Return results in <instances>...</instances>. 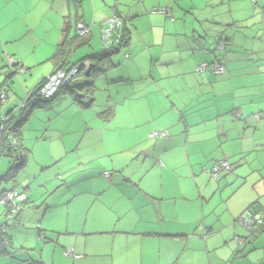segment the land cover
Wrapping results in <instances>:
<instances>
[{
    "label": "rangeland",
    "instance_id": "obj_1",
    "mask_svg": "<svg viewBox=\"0 0 264 264\" xmlns=\"http://www.w3.org/2000/svg\"><path fill=\"white\" fill-rule=\"evenodd\" d=\"M75 1L80 3V8L75 9V5L66 0H50V13L45 9L48 19L46 17L41 21L35 13L14 23L18 26L15 33L19 35V40L14 43L15 53L17 51L19 56L14 54V59L23 67L31 68L28 71L25 68L17 71L12 82L7 88L4 87L9 89L14 98L0 105V115L5 114L9 106H21L28 94L46 76L47 69L51 68L49 63L40 62L39 59L46 58L50 51L47 44L52 38L53 18L58 11L71 20L76 14L91 27L89 46L77 49L71 57L72 63L103 48L99 26L111 16L109 14L114 9L125 20L130 36L129 46L120 48L118 53L110 56L113 67L95 79L89 94L93 102L89 107L81 108L69 93H61L47 107L32 111L21 130L26 149L29 150V161L13 180L6 181L5 176L14 160L9 156L0 157V195L14 187L21 190L18 183L24 172H41L34 163V160H39L45 167L40 174L47 183L37 192L45 193L43 200L49 207L45 220L47 227L42 228L47 236L37 224L40 219V224L43 221V206L33 210L35 215L27 219L19 217L20 225L10 222L5 227L3 241L10 238L11 244H4L7 253L0 254V264H29L31 261L44 264H220L216 257L224 255V252L229 255L233 251L232 260L224 264H264V233L256 234L255 238L250 235L247 244L237 245L244 249L243 254L231 245L234 239V219L247 209L253 211L252 207H245L254 198L264 195V111L260 113L262 120L259 128L253 126L257 131H253L254 135L251 132L248 146H243V153L228 161L220 160L229 163L232 171L225 176L222 174L217 180L202 170L210 169L215 163L210 166L212 162H197L196 157L178 148L162 159L167 171L151 170L146 174L145 170H137L136 162L125 163L121 154L103 156L105 147L101 136L105 141L118 140L113 132L115 128L124 131L121 139L124 143L135 140L137 132L150 126L154 129L147 137L154 131L166 132L167 136L176 131L179 141L183 140L185 146V129L178 121L179 114L176 112L175 115L172 105L181 107L190 77H178L180 85L172 77H167L172 71H181L183 59L177 52V42L181 37L189 38L192 28H202L201 33L218 35L219 26L211 24L221 22V19L229 15L231 0L228 5L218 3L210 9L200 0H180V3L179 0ZM237 3L239 14L247 17L244 21L246 25L244 28H235V25L228 27L230 32L226 28L224 30L234 37L238 36L234 44L240 50L239 58L234 55L232 57L237 63H242L240 59H245L246 54L250 57L256 52L255 41L259 49L264 47V41H260L254 33L264 36L258 24L262 23L263 16L260 1L256 6L249 0ZM164 10L170 16L160 13ZM256 12L260 15L257 16ZM211 17L215 22H211ZM216 41L211 47L213 54L219 52L216 51ZM126 54L129 55L127 60L124 58ZM13 70L8 62L6 68L0 71V83L4 74ZM157 80L160 81L161 90L156 84ZM257 92L264 96V86L259 87ZM188 94V98L191 97L192 91ZM106 108L114 109L116 115L114 121L109 123L108 130L104 134L100 131L85 132L87 126H103L95 116ZM233 143L236 148L241 144L239 140ZM55 156L62 158L54 161ZM122 169L125 178L138 179L143 175V185L157 199H162L161 203L152 201L153 206L149 205L152 211L147 214L132 207L142 219L140 222L136 219L115 221L117 208L126 209L117 205L118 193L124 196L120 201H127L133 195L125 186L127 183H122L119 192L102 195L96 192L105 187L103 181L108 179L102 176L105 171L118 174ZM238 209L243 210L232 218L231 210ZM2 212L4 208L0 206V226L4 221ZM53 219H57V222H53ZM155 226H163L172 231L180 226L191 236L146 237L128 232L138 231L142 227H150L154 231ZM236 226L244 234L240 239L245 243L244 238L249 233L239 225ZM206 231L207 235H204ZM57 234H60L58 238ZM234 242L237 244L236 240ZM67 251H75L77 254H74H79L80 259L66 256Z\"/></svg>",
    "mask_w": 264,
    "mask_h": 264
},
{
    "label": "crops",
    "instance_id": "obj_2",
    "mask_svg": "<svg viewBox=\"0 0 264 264\" xmlns=\"http://www.w3.org/2000/svg\"><path fill=\"white\" fill-rule=\"evenodd\" d=\"M200 1L207 4V7H209V9L214 8L218 3L222 5H228V3L230 2V0ZM238 1L244 0H231L232 4L230 6L229 15L221 19V22H215L214 18L211 17L213 18L211 22H215L211 25L215 27L216 25H218L220 28L218 35L213 36V34L211 33H201L202 28H192L191 33L189 34V38L181 37V40H178L177 42L179 43L177 47V52L179 53V57L183 59L180 66L181 71H179V73L177 71H172V74L168 73L167 77H172L174 82L177 84H179L178 77L182 75L185 77H190L189 83L185 86V100H182L181 107L178 108L175 105H172V107L175 109V115L177 116V113L179 114V116H177L178 121L183 125V128L185 129V146L183 147V140L179 141V135L176 131H172V134L168 136L165 132V137H150V135L155 132L154 131L153 133L148 135L149 137H147V134L154 129V127L147 126L141 131L137 132L135 140L124 143L121 140L122 133H124V131H122L121 128H115L113 132L118 140L105 141L101 136V140L105 147L103 156H106V154H108L109 156L113 157L116 154H121L125 163L131 161L136 162L138 164L137 170H145L144 174H146L151 170H155L158 172L167 171L168 169L165 168V165L162 163V159H165V156L169 155L176 148L181 149L182 151L185 150V153H187L188 155L196 157L197 162H212L210 166L220 160L226 159L228 161L229 159H232V157H235L236 155L238 156L239 154L243 153V146L244 148L248 146L247 141H249V139L251 138V132L257 131L253 126L259 128L260 122L262 120V116L260 115V113L261 111H264V96H260L257 92L259 87L264 86V47H261L259 49L257 42L255 41L254 48L256 49V52L254 51L252 56L249 57L246 54L245 59H240L242 63H237L236 61H234L232 55L239 58L238 54H240V50H237V47L234 44L235 39L238 36L235 35L234 37L233 34L227 33L230 32L227 29L228 27H234V25L236 26L235 28H237L238 26H242V28H244L243 26L246 25L244 21L247 18H245L244 15L239 14V3H237ZM259 1L262 6L263 21L262 23L258 24L261 25V30H263L264 32V0H258L257 3H259ZM49 3L50 0H0V71L6 68L9 62L7 61V59H14V54L16 56H19L17 54V51L15 53L14 50V43L19 40V35L15 33V28H17L18 26L14 25V23L19 20L25 19L28 15H35V13L38 18L43 21L47 17L48 13H50L51 11V6L48 5ZM178 3H180V0L178 1ZM45 9L48 13L45 12ZM60 14L61 13L58 11L57 14H55V17L53 18L54 25L52 24V26L54 28V32L52 33V38L50 39V42L47 44V47L50 48V51L48 52L46 58L44 57V59H39L40 62L49 63L51 65V68L47 69L46 76L40 82L46 79L54 70L53 65L48 62V60L52 56L56 49V46L60 43L62 39L61 31L64 26L65 17ZM255 14L257 16L260 15V13L257 12ZM80 18L81 22L85 24L82 17ZM27 28L28 26L26 27V29ZM224 28H226L227 32H225ZM254 33L255 36L260 39V41H264L263 35L257 32ZM225 38H230L232 42L230 39L225 40ZM216 39L219 40L216 41ZM215 41L223 42L224 46L222 50H218L216 48V51L219 52L213 54V50L211 47L213 46ZM127 59L125 58V60ZM214 61H219L224 66L225 72L223 75L220 76L215 75L213 73H209L210 70H207L206 73H199L196 71V67L198 65L202 63L211 64ZM20 66H23V64ZM23 68H25V71H28L31 67L28 66V68ZM5 75L6 74H4V79L1 81L0 85H2L4 81H6ZM151 79L155 82V79L153 77H151ZM11 82L12 81H10L9 83ZM156 82L158 88L161 90V85L159 83L160 81L157 80ZM9 83H7V85ZM201 88L206 89L202 90ZM178 90L180 91V87L178 88ZM189 91H192V96L188 98ZM85 100L86 99H84V102ZM11 109L13 108L9 106L6 110V113L9 112ZM107 109L108 108H106L105 110ZM111 110L112 116L107 121L99 119L97 118V116H95L99 121L103 123V126L92 128H89L87 126L85 132L95 133L97 131H100L102 134H104L105 130L110 126L109 123H112L116 118L115 110ZM256 117H258V119H256ZM254 134L255 133L253 132V135ZM148 139L156 140L148 141ZM234 140H239L241 142L238 148L234 146ZM22 146L25 151H27V159L24 166L17 172V175L27 166V163L29 161V150L26 149L27 145L26 142L24 143L23 135ZM52 158L53 154L51 156V160ZM61 158L62 156H55L54 161L59 160ZM34 163L36 164V167L38 169L40 168L41 172L38 173V171H36L34 172V174H31L30 172H24V176L20 179L18 183L19 187H21V190H17L16 187L12 189H16L19 194L24 196L23 201L25 202L23 206H21L22 208L20 207V218L27 219L30 215L34 214L33 210H37L41 206L45 207V211L43 212V221L40 224V219L37 223L42 229L47 227L45 220L49 211V207H47L48 205L46 204V202L44 203L43 200V195L45 193L37 192V190L43 188V186L46 185L47 182L43 180L42 174H40L42 173L45 167L41 165L39 160H34ZM195 164L196 163H194V165ZM201 167L200 171H202ZM227 174H224V176ZM123 176H126L123 173V169L118 174L117 172L113 171L108 179L105 178L107 181H103L105 187L96 192H99V194L101 195L106 194L107 192H119L118 189L122 188V183H127V185L125 186L128 187L131 192H133V195H131V197H129L127 201H120L124 198V196L118 193L119 197L117 205H119L120 207H125L126 209L117 208V210L115 211L116 218L114 217V215L113 217L115 218V221L119 222L123 219H128L129 221L136 219L140 222L142 219L138 217L137 212L134 211L132 207L143 214H147L152 211L149 208V205L153 206L152 201H157L161 203L162 199H157V197H155V195H153V193L150 192L143 185L141 181L143 175L138 177V179L132 177L125 178ZM33 184L34 187H32ZM3 192H1V194ZM262 197H264V195L256 197L257 199L254 198L245 208L252 207L253 213L263 216L264 199L260 200V198ZM254 200H256V202ZM241 210L243 209H240V211L239 209L238 211L231 210L232 218H235V216L239 212H241ZM260 212L262 214H260ZM3 213L4 212H2V216ZM53 222H57V219H53ZM236 227L237 226L234 221L232 233L234 239H231V245H234L235 250H238L239 252H241V254H243L244 249L239 248L237 246L239 244H236L234 241L235 238H241L244 234L239 232ZM42 232L46 233L47 236V232L44 229H42ZM128 232L129 234H143L146 237L189 238L191 236L190 233L186 232L180 226H176L173 231L165 229L163 228V226H155L154 231L153 229H150V227H142L138 231L130 230ZM260 233L262 234L264 233V231L258 230L257 232H254L252 234L250 233L249 235L245 234L247 235V237L244 238L245 243L243 242L242 245L244 246L249 242L250 235H253L251 236V238H255L257 236L256 234L259 235ZM204 235H207V231L204 232ZM56 236L58 238L60 234H57ZM8 239L11 241L10 238ZM58 241L59 239H57V242ZM229 250L232 251V248H230ZM233 254L234 251L229 255H227V252H224V255L216 257V259L219 261L220 264L229 263L232 260ZM78 256L80 255L78 254ZM91 257L93 256H89V258ZM237 257L238 256H236L234 260ZM70 258L76 259L74 257ZM77 259L79 260L80 258ZM31 262L36 263L35 261ZM31 262L29 264H31ZM91 262L93 261L91 260Z\"/></svg>",
    "mask_w": 264,
    "mask_h": 264
},
{
    "label": "trees",
    "instance_id": "obj_3",
    "mask_svg": "<svg viewBox=\"0 0 264 264\" xmlns=\"http://www.w3.org/2000/svg\"><path fill=\"white\" fill-rule=\"evenodd\" d=\"M66 2L75 5V9L80 8V3L76 2L75 0H66ZM160 13L170 16V13L166 10L161 11ZM110 15L116 16L117 18L121 19L124 22L121 29L122 38L121 40H119V44H118L119 46H117V48L110 47L109 49H104L103 46V48L97 53H93L88 57L79 60L77 63H71V57L77 49H80L84 46H89L91 36L90 34L86 36H79L74 23L72 22L69 16H66L64 18V26L61 31L62 39L60 43L56 46L54 53L48 60V62H50L54 67L52 73L58 71L68 72L75 66H79L84 62H89L91 64V67L88 71V75H86L85 68L83 66L80 67L74 79L68 85L60 87L58 91L48 100L42 99L38 95L39 87L45 80L44 79L35 88H33V90L25 98V101L22 102L21 106L15 107L11 109L9 112L0 115V124L2 122L1 118L2 117L5 118V124H4L5 129L3 131H0V157L9 156L14 160L13 166L6 173L5 176L6 181L13 180L19 169H21L26 162L27 151H25V149L22 146L21 130L25 122L28 120L32 111L37 108L47 107V105H50L61 93H69L73 101L81 108L89 107L91 102H93V99L89 97V94H91V90L93 88L95 79L101 75H104L110 67H113V65L110 62V56L118 53L120 48L128 47L130 42V36H129V32L125 27L124 18L120 15V13H118V11H116V9H114ZM74 18L76 19L77 22H81V18H79L76 14L74 15ZM108 18L109 17H107L106 19ZM103 22H101L100 24H102ZM88 27L91 28L90 26ZM221 43L224 45L223 42ZM13 69H14L13 72L5 73L6 81H4L2 85H0V88L6 87L7 83L13 80V77L15 76L17 71L23 69V66H17V67L15 66L13 67ZM84 99H86L85 102ZM96 116L99 119L107 121L112 116V110L111 108H108L107 110L97 114ZM9 136L15 139L16 141L15 146L11 145L10 141L7 138ZM24 202L25 201L21 202L19 205L18 219H19V214L21 212L20 207L23 206ZM39 234L40 232L37 231L38 237H40ZM2 236L3 235H1L0 233V254L4 255L7 252L4 249L5 245L3 244ZM6 239L8 240V245L11 244V241L8 238ZM31 264H42V263L36 262Z\"/></svg>",
    "mask_w": 264,
    "mask_h": 264
},
{
    "label": "built area",
    "instance_id": "obj_4",
    "mask_svg": "<svg viewBox=\"0 0 264 264\" xmlns=\"http://www.w3.org/2000/svg\"><path fill=\"white\" fill-rule=\"evenodd\" d=\"M250 2L256 6L258 0H250ZM72 22L77 29L79 36H86L90 34V28L82 22H77L75 18H73ZM123 21L116 16H111L106 19L102 24H100V36L101 41L104 46V49H109L110 47L115 48V44L119 46V40H121V29L123 26ZM223 44L218 42L217 49L222 50ZM128 57V54L125 55V58ZM9 63L12 67L20 66L13 58H10ZM85 68V72H88L91 64L89 62H84L79 66L73 67L70 71H58L55 73H51L41 84L39 87L38 95L40 98L48 100L50 99L60 87L68 85L78 73L80 67ZM210 70L212 73L216 75H223L225 72V68L222 64L218 62H213L212 64L202 63L196 67L197 72H207ZM23 71V70H19ZM12 93L3 88H0V105L5 103V101L13 100ZM2 122L0 124V131L5 129V118H1ZM161 136L165 137V132H154L150 137ZM12 146H15V139L11 136L7 137ZM206 174L211 175L215 180L221 177L222 174H226L231 172V165L226 162H216L210 169H202ZM104 176L110 177L111 172L107 171L103 173ZM24 200V196L19 194L16 189H12L9 191H4L0 195V206L4 208V221L2 226H0L1 235L6 234L5 227L12 222L13 224H18V210L20 203ZM235 223L245 229L249 234L257 232L258 230H264V216L253 213L251 210H245L242 212L236 219ZM238 241L237 238H235ZM3 244L8 245V240L5 238ZM74 253L67 251L66 255L71 256ZM77 258L80 256L76 255Z\"/></svg>",
    "mask_w": 264,
    "mask_h": 264
},
{
    "label": "bare ground",
    "instance_id": "obj_5",
    "mask_svg": "<svg viewBox=\"0 0 264 264\" xmlns=\"http://www.w3.org/2000/svg\"><path fill=\"white\" fill-rule=\"evenodd\" d=\"M215 62V61H214ZM217 62V61H216ZM3 149V148H2ZM221 162H226V161H221ZM227 163V162H226ZM228 164V163H227ZM238 239V241H237V244H239V245H242L243 244V240H241L240 238H237ZM236 240V239H235ZM74 253V252H73ZM68 256V255H67ZM68 257H74V258H76L77 259V257H76V255L75 254H73V255H71V256H68Z\"/></svg>",
    "mask_w": 264,
    "mask_h": 264
},
{
    "label": "water",
    "instance_id": "obj_6",
    "mask_svg": "<svg viewBox=\"0 0 264 264\" xmlns=\"http://www.w3.org/2000/svg\"><path fill=\"white\" fill-rule=\"evenodd\" d=\"M86 75H88V72H86ZM15 167H16V165H15Z\"/></svg>",
    "mask_w": 264,
    "mask_h": 264
}]
</instances>
